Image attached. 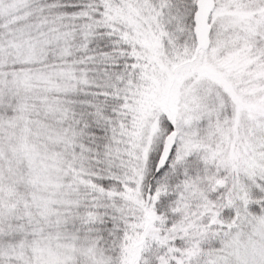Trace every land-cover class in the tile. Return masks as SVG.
Returning a JSON list of instances; mask_svg holds the SVG:
<instances>
[{
	"label": "snow or ice",
	"instance_id": "snow-or-ice-1",
	"mask_svg": "<svg viewBox=\"0 0 264 264\" xmlns=\"http://www.w3.org/2000/svg\"><path fill=\"white\" fill-rule=\"evenodd\" d=\"M0 264H264V0H0Z\"/></svg>",
	"mask_w": 264,
	"mask_h": 264
}]
</instances>
